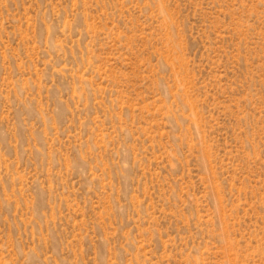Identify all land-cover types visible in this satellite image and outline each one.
Listing matches in <instances>:
<instances>
[{
  "label": "rangeland",
  "instance_id": "obj_1",
  "mask_svg": "<svg viewBox=\"0 0 264 264\" xmlns=\"http://www.w3.org/2000/svg\"><path fill=\"white\" fill-rule=\"evenodd\" d=\"M0 264H264V0H0Z\"/></svg>",
  "mask_w": 264,
  "mask_h": 264
}]
</instances>
